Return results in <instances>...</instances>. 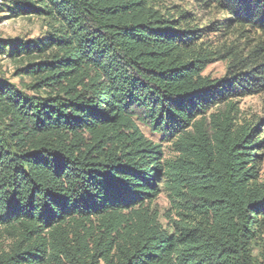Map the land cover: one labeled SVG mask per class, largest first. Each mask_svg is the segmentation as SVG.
Wrapping results in <instances>:
<instances>
[{"label": "trees", "instance_id": "1", "mask_svg": "<svg viewBox=\"0 0 264 264\" xmlns=\"http://www.w3.org/2000/svg\"><path fill=\"white\" fill-rule=\"evenodd\" d=\"M2 2L0 264H264V0Z\"/></svg>", "mask_w": 264, "mask_h": 264}, {"label": "rangeland", "instance_id": "2", "mask_svg": "<svg viewBox=\"0 0 264 264\" xmlns=\"http://www.w3.org/2000/svg\"><path fill=\"white\" fill-rule=\"evenodd\" d=\"M44 27L45 24L42 20L29 17H13L6 13L5 8L0 9V42H7L18 37H29L32 40L37 39L42 36L41 31ZM15 69L16 64L5 57L4 54L0 53V79L5 76V79L30 93L25 87L26 85H31V79L26 76L14 77ZM224 73L225 68L222 63H216L210 66L206 72V74L213 75L215 78H221ZM238 106L240 109V119L256 120L257 118H264V95L257 98L242 99ZM165 153L167 158L173 156L168 145H165ZM261 173H264V160ZM156 204L161 207L164 213L169 207L166 195H160ZM9 243V241H5V247H7ZM258 253L259 250L254 251L255 256H257Z\"/></svg>", "mask_w": 264, "mask_h": 264}, {"label": "built area", "instance_id": "3", "mask_svg": "<svg viewBox=\"0 0 264 264\" xmlns=\"http://www.w3.org/2000/svg\"><path fill=\"white\" fill-rule=\"evenodd\" d=\"M2 3H3L2 0H0V6L2 5Z\"/></svg>", "mask_w": 264, "mask_h": 264}]
</instances>
